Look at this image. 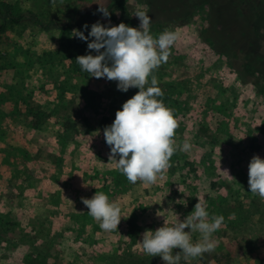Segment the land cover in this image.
<instances>
[{
    "label": "rangeland",
    "instance_id": "obj_1",
    "mask_svg": "<svg viewBox=\"0 0 264 264\" xmlns=\"http://www.w3.org/2000/svg\"><path fill=\"white\" fill-rule=\"evenodd\" d=\"M118 1L88 30L138 29L144 11L155 38L177 34L154 73L178 118L171 167L152 185L121 174L103 130L139 89L86 78L70 60L80 28L64 32L67 14L110 0H0L52 24L8 23L0 37V264H165L138 247L142 234L183 222L199 201L224 223L214 251L179 264H264V200L248 187L251 159H264V0ZM185 142L191 151H179ZM98 191L121 208L117 231L82 203Z\"/></svg>",
    "mask_w": 264,
    "mask_h": 264
},
{
    "label": "clouds",
    "instance_id": "obj_2",
    "mask_svg": "<svg viewBox=\"0 0 264 264\" xmlns=\"http://www.w3.org/2000/svg\"><path fill=\"white\" fill-rule=\"evenodd\" d=\"M51 3L55 7L57 0H51ZM99 11L110 19L108 9L100 6ZM135 16L140 20L138 29L124 23L105 26L96 22L87 36L74 30L75 37L87 43L89 52L96 53L78 56L76 63L91 77L117 82L119 91L126 93L132 88L139 89L123 104L122 110L116 112L114 122L104 128L103 134L111 149L109 161L116 162L121 174L132 184L140 181L152 185L163 179V174L171 167V157L178 150L175 140L178 118L158 99L163 92L157 86L158 79L154 74L168 61L177 34L165 30L155 38L150 34L152 19L148 13L137 11ZM83 27L87 31L89 25ZM191 149L188 142L179 147L183 152ZM248 169L249 192L264 200V159L255 155ZM81 200L103 231H117L122 220L121 208L110 201L108 195L98 191L91 199L82 197ZM157 216H161V212H157ZM223 223L222 216L210 215L199 201L183 222L178 218L174 225L168 226L165 220L163 227L146 230L138 247L146 255L160 257L165 264H179L182 258L189 261L214 251V233ZM194 233L200 234L195 242ZM174 250L179 251L174 255Z\"/></svg>",
    "mask_w": 264,
    "mask_h": 264
},
{
    "label": "trees",
    "instance_id": "obj_3",
    "mask_svg": "<svg viewBox=\"0 0 264 264\" xmlns=\"http://www.w3.org/2000/svg\"><path fill=\"white\" fill-rule=\"evenodd\" d=\"M118 6H119L118 0H110V3L104 8L108 9V11L110 12L113 9L118 8ZM99 8H95L91 10L89 13H85L81 15H76V13L72 11L69 12L61 28L64 30V32H67L68 29L78 27L80 28V31L84 32V34L87 36L90 31L89 30L85 31L83 25L86 22V20L93 18L97 14H103L99 11ZM0 18L2 19V22L0 23V37L2 36V34L6 32L8 23L12 25H18L25 20H30L34 24L40 25L45 29H50L52 27L51 23L45 25L40 19H38L35 16L27 15V14H21V15L14 14L12 5L7 2H0ZM89 42H91V40ZM71 47H72V51L70 54V60L75 70L79 74L85 76L86 78H89L90 74L81 70L80 66L76 63V58L78 56H83L88 54L96 55L95 51L89 52L87 43L80 40L79 38H76L74 41L71 42Z\"/></svg>",
    "mask_w": 264,
    "mask_h": 264
}]
</instances>
